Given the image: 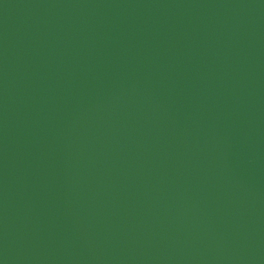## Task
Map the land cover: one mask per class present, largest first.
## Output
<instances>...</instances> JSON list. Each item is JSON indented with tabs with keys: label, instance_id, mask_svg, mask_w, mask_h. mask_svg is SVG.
Here are the masks:
<instances>
[{
	"label": "water",
	"instance_id": "obj_1",
	"mask_svg": "<svg viewBox=\"0 0 264 264\" xmlns=\"http://www.w3.org/2000/svg\"><path fill=\"white\" fill-rule=\"evenodd\" d=\"M0 264H264V0H0Z\"/></svg>",
	"mask_w": 264,
	"mask_h": 264
}]
</instances>
